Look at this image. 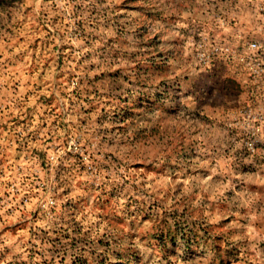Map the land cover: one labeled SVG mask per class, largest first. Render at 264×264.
<instances>
[{"label":"rangeland","instance_id":"374dc122","mask_svg":"<svg viewBox=\"0 0 264 264\" xmlns=\"http://www.w3.org/2000/svg\"><path fill=\"white\" fill-rule=\"evenodd\" d=\"M0 264H264V0H0Z\"/></svg>","mask_w":264,"mask_h":264},{"label":"built area","instance_id":"2783aa9c","mask_svg":"<svg viewBox=\"0 0 264 264\" xmlns=\"http://www.w3.org/2000/svg\"><path fill=\"white\" fill-rule=\"evenodd\" d=\"M255 46V45H254Z\"/></svg>","mask_w":264,"mask_h":264}]
</instances>
